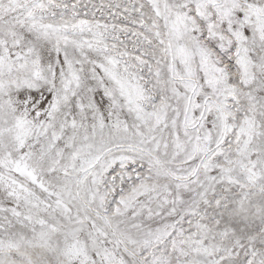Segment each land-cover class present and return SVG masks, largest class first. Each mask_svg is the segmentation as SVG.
Returning a JSON list of instances; mask_svg holds the SVG:
<instances>
[{"label": "rangeland", "instance_id": "374dc122", "mask_svg": "<svg viewBox=\"0 0 264 264\" xmlns=\"http://www.w3.org/2000/svg\"><path fill=\"white\" fill-rule=\"evenodd\" d=\"M0 264H264V0H0Z\"/></svg>", "mask_w": 264, "mask_h": 264}, {"label": "bare ground", "instance_id": "6f19581e", "mask_svg": "<svg viewBox=\"0 0 264 264\" xmlns=\"http://www.w3.org/2000/svg\"><path fill=\"white\" fill-rule=\"evenodd\" d=\"M29 126V125H28ZM28 126L27 125H24V122L21 124V127L19 128L20 131L18 132L19 134H22L24 132L27 131L28 129ZM17 170H19L20 172L24 173L26 176H30L31 178L33 177L34 178V174L31 170H29L28 168L24 167L23 165H15ZM21 183V181H19Z\"/></svg>", "mask_w": 264, "mask_h": 264}]
</instances>
